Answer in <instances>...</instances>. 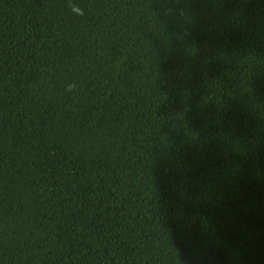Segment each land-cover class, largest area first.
Masks as SVG:
<instances>
[{
  "label": "trees",
  "instance_id": "trees-1",
  "mask_svg": "<svg viewBox=\"0 0 264 264\" xmlns=\"http://www.w3.org/2000/svg\"><path fill=\"white\" fill-rule=\"evenodd\" d=\"M0 264H264V0H0Z\"/></svg>",
  "mask_w": 264,
  "mask_h": 264
},
{
  "label": "clouds",
  "instance_id": "clouds-1",
  "mask_svg": "<svg viewBox=\"0 0 264 264\" xmlns=\"http://www.w3.org/2000/svg\"><path fill=\"white\" fill-rule=\"evenodd\" d=\"M71 3V0H70ZM72 11L74 12V14L79 15V16H83L84 15V9L83 8H79V6H75ZM77 90V85L75 82H70L66 85L64 92L65 94H72Z\"/></svg>",
  "mask_w": 264,
  "mask_h": 264
}]
</instances>
